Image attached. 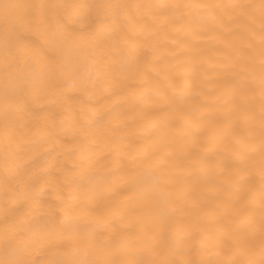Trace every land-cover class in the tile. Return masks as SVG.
I'll return each instance as SVG.
<instances>
[{"label":"bare ground","instance_id":"6f19581e","mask_svg":"<svg viewBox=\"0 0 264 264\" xmlns=\"http://www.w3.org/2000/svg\"><path fill=\"white\" fill-rule=\"evenodd\" d=\"M105 2L180 7L131 9L102 41L68 10L15 55L0 28V261L38 239L42 262L260 264L261 0L0 5Z\"/></svg>","mask_w":264,"mask_h":264},{"label":"snow or ice","instance_id":"6c2138e0","mask_svg":"<svg viewBox=\"0 0 264 264\" xmlns=\"http://www.w3.org/2000/svg\"><path fill=\"white\" fill-rule=\"evenodd\" d=\"M34 5H20V4H10L4 3L0 5V28L3 30L4 41L6 48L13 55L17 54L19 50L23 48V45L17 40L16 35L19 30L29 27L47 25L52 22H58L60 16L63 12L68 10H76L79 12L86 13L92 20L93 28L91 31V37L94 40L102 41L105 36L109 33L115 31L116 26L120 25L121 18L124 21L131 22L136 20L139 22V18L133 17L130 13L131 9L139 8H177L180 5H140V4H118V3H78V4H58L49 3L45 5H40L41 9L44 11L39 14L30 13L27 11L29 8H34ZM200 7H214L210 5H202ZM218 7V6H215ZM232 7H240L239 5H232ZM261 42L264 45V0H261ZM71 38V36H70ZM260 71H261V107H260V128H261V206L264 208V48L261 51V61H260ZM18 94L14 105H8L5 108L4 115L5 119L9 123H14V114L16 109L22 104L25 99L26 94H35L36 89L30 85L28 81H22L18 84ZM249 121L255 120L254 113H248L245 117ZM55 122L46 126L43 131V136L53 137L55 135ZM262 243H264V230L261 232ZM11 238L5 240L7 245L11 244ZM41 242L33 240L29 245L20 246L15 248V254L19 256L18 259L3 260L0 264H78V262H68V261H39L30 257L29 247L35 248L40 246ZM28 256L29 258H24ZM125 264H179V262H169V261H127ZM185 264H208L205 261H188ZM219 264H237L236 261L230 262H219ZM247 264H254V262L249 261ZM260 264H264V258L261 259Z\"/></svg>","mask_w":264,"mask_h":264}]
</instances>
